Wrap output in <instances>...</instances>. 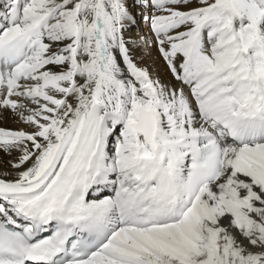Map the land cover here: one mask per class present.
<instances>
[{"label": "snow or ice", "instance_id": "6c2138e0", "mask_svg": "<svg viewBox=\"0 0 264 264\" xmlns=\"http://www.w3.org/2000/svg\"><path fill=\"white\" fill-rule=\"evenodd\" d=\"M8 119L0 264H264V0H0Z\"/></svg>", "mask_w": 264, "mask_h": 264}, {"label": "bare ground", "instance_id": "6f19581e", "mask_svg": "<svg viewBox=\"0 0 264 264\" xmlns=\"http://www.w3.org/2000/svg\"><path fill=\"white\" fill-rule=\"evenodd\" d=\"M143 27H144L143 22H141L140 28H143ZM137 31H139V29H137ZM157 56H158V53H156V51L153 50L151 57L145 56L143 63L146 65H151L152 68L161 75V77L166 79L168 74L166 72L165 66L162 60L156 59ZM0 126L9 127V128L21 127V125L13 122V120L11 119H8L7 122L0 121ZM0 167H2V165H0Z\"/></svg>", "mask_w": 264, "mask_h": 264}]
</instances>
